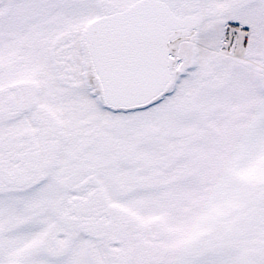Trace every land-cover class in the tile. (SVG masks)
<instances>
[{
  "label": "snow or ice",
  "instance_id": "6c2138e0",
  "mask_svg": "<svg viewBox=\"0 0 264 264\" xmlns=\"http://www.w3.org/2000/svg\"><path fill=\"white\" fill-rule=\"evenodd\" d=\"M0 264H264V0H0Z\"/></svg>",
  "mask_w": 264,
  "mask_h": 264
}]
</instances>
